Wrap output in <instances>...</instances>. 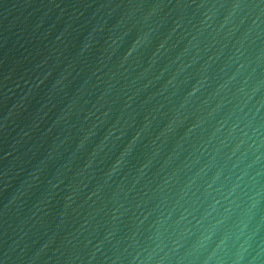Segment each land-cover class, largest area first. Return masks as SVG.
Instances as JSON below:
<instances>
[{
	"label": "water",
	"instance_id": "95a60500",
	"mask_svg": "<svg viewBox=\"0 0 264 264\" xmlns=\"http://www.w3.org/2000/svg\"><path fill=\"white\" fill-rule=\"evenodd\" d=\"M0 264H264V0H0Z\"/></svg>",
	"mask_w": 264,
	"mask_h": 264
}]
</instances>
